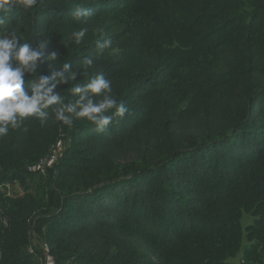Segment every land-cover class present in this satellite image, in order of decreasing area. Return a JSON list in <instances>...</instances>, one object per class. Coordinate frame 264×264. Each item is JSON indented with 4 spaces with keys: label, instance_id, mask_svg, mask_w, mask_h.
Listing matches in <instances>:
<instances>
[{
    "label": "trees",
    "instance_id": "trees-1",
    "mask_svg": "<svg viewBox=\"0 0 264 264\" xmlns=\"http://www.w3.org/2000/svg\"><path fill=\"white\" fill-rule=\"evenodd\" d=\"M12 30L42 53L25 88L59 99L0 137V264H41L44 243L55 264H264V0H40ZM100 73L125 116L57 120Z\"/></svg>",
    "mask_w": 264,
    "mask_h": 264
},
{
    "label": "clouds",
    "instance_id": "clouds-1",
    "mask_svg": "<svg viewBox=\"0 0 264 264\" xmlns=\"http://www.w3.org/2000/svg\"><path fill=\"white\" fill-rule=\"evenodd\" d=\"M40 0H0V137L22 126L29 117H36L43 125L49 117V110L58 102V95L54 92L55 85H49V79L41 76L38 83L28 81L30 91L25 88V73H35L37 61L42 53L35 50L30 42L17 39V33L10 31L17 10L25 12L36 8ZM75 16L87 23L92 13L84 6L76 7ZM88 32L81 28L73 33L77 44ZM99 40V39H98ZM112 47V40L105 39L98 44L99 50ZM55 58V54L53 57ZM84 63L92 65L91 56ZM65 69L68 65L65 64ZM58 83L74 78V73L65 76L58 73ZM71 91L79 93L74 102L62 103L55 117L63 124L72 126L74 120L85 119L95 125L97 132H105L115 118H123L129 111L125 102L115 98L112 81L100 73L90 77L89 82L81 87L74 86Z\"/></svg>",
    "mask_w": 264,
    "mask_h": 264
},
{
    "label": "built area",
    "instance_id": "built-area-1",
    "mask_svg": "<svg viewBox=\"0 0 264 264\" xmlns=\"http://www.w3.org/2000/svg\"><path fill=\"white\" fill-rule=\"evenodd\" d=\"M63 145L61 141L56 142L55 146L51 149V151L40 158L36 163L28 166L29 171L33 172H42L44 173L47 168L52 167L55 162L62 155ZM41 248L43 249V256L41 258V264H55L54 256L49 252L48 246L46 243L41 244ZM29 251L32 252L33 249L30 246Z\"/></svg>",
    "mask_w": 264,
    "mask_h": 264
},
{
    "label": "rangeland",
    "instance_id": "rangeland-1",
    "mask_svg": "<svg viewBox=\"0 0 264 264\" xmlns=\"http://www.w3.org/2000/svg\"><path fill=\"white\" fill-rule=\"evenodd\" d=\"M6 187H7L8 194L12 195V196L13 195H19L25 191L23 185H21L18 182L14 183V184L8 183L6 185ZM252 219H253L252 216H250L249 214L243 213V217H242L243 226H246L248 223H250L252 221ZM33 241H34V238H33ZM240 256H241V254H238L234 258H229V261L237 264L240 260Z\"/></svg>",
    "mask_w": 264,
    "mask_h": 264
}]
</instances>
